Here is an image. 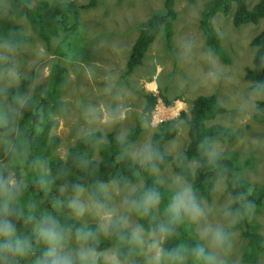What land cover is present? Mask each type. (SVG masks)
Listing matches in <instances>:
<instances>
[{
  "label": "rangeland",
  "instance_id": "374dc122",
  "mask_svg": "<svg viewBox=\"0 0 264 264\" xmlns=\"http://www.w3.org/2000/svg\"><path fill=\"white\" fill-rule=\"evenodd\" d=\"M69 1L82 4L87 0ZM163 1L102 0L101 4L94 7L80 8L77 28L69 32L59 31L46 44L31 32L23 16L17 20L9 17L8 10L16 7L13 0H0V26L18 24L19 33L30 36V40L21 43L18 50L0 42V91L23 79L29 80L23 95L9 99V102L4 100L0 106L10 108L12 103L20 106L27 98L37 104L39 99L33 96L34 87L40 86L44 90L49 68L51 64L57 63L64 69L65 83L58 94L63 105L58 114L49 115L54 122L47 129V139L43 141L44 152L50 151L54 157L65 158L68 148L87 132L100 131L101 140L105 142L106 133L110 132L116 139H121L131 127L139 124L141 132L130 145L128 155L131 162L144 164L149 160L150 136L156 124L176 118L180 111L188 116L194 97L213 94L226 111L205 120V124L217 123L222 127L240 130V137L230 143L212 141L206 157L237 148L236 157L241 160L244 159L242 155L249 152L251 167L234 172L231 181L244 180L251 185L249 188H253V184L264 185V126L251 118L255 112L264 114V108H255L257 101L264 100V93L252 90L251 82L242 78L244 69L251 66L254 52L249 41L263 29V18L256 23L234 26L231 23L232 8L225 15L221 12L212 14L209 24L219 37L221 49L229 58L228 63H223L206 46L205 35L199 26L201 10L207 0H173L175 17L171 23L170 37L164 38L163 31L159 30L144 52L141 64L129 74H124L131 45L138 34V24L152 13L163 12ZM245 1L250 7L256 0ZM151 83L153 87L148 86ZM145 93L155 96V104L148 119L142 111ZM186 118L177 120L176 134L163 146L164 152L172 158L179 155L188 144ZM28 138L31 141L24 132L18 136L15 126L0 131V167L7 171L5 189L16 182L5 152L12 143ZM51 157L50 161H55ZM37 161L39 179L49 177L48 155L37 156ZM189 166L193 170L196 163L191 161ZM147 174L170 194V198H174L172 205L177 206L191 199L190 182L178 176L170 164L161 170L148 166ZM17 182L21 183L18 184L21 189L27 182L31 184L29 179ZM143 184V180L124 185L114 180L102 183V204L93 201L83 189L67 195V201L62 203L63 192L60 191L53 203V212H49L52 219L46 218L59 236L56 245L58 255L68 259L99 256L107 264H153L160 259L166 263H180L179 258L174 260L171 256H161L162 227L155 233L147 232L137 220L139 212L135 208L138 200L133 191ZM229 198L225 192L224 177L221 176L215 181L210 201L200 199L195 203L199 210L195 219L181 207L187 214L185 229L195 239H199L198 248H202L205 257H211L214 264H250L241 259L247 239L241 234L240 228L232 226L236 213L229 212L227 208ZM32 207L31 211L34 210ZM65 207L69 210L66 211ZM150 207L157 208L153 199ZM252 216L263 246L257 262L253 264H264V204L252 210ZM113 220H118L125 231L136 238V256L121 261L114 254V246L102 253H92L86 245L78 244L71 237L70 232L75 223L82 226L89 222L96 223L104 231ZM224 229H227L226 241L217 245L214 242L215 234ZM41 245L47 248L44 257L48 258L46 253L51 245L48 242Z\"/></svg>",
  "mask_w": 264,
  "mask_h": 264
},
{
  "label": "trees",
  "instance_id": "16d2710c",
  "mask_svg": "<svg viewBox=\"0 0 264 264\" xmlns=\"http://www.w3.org/2000/svg\"><path fill=\"white\" fill-rule=\"evenodd\" d=\"M31 1L13 0L16 7H11L7 13L12 20L23 16L31 32L46 44L59 31L69 32L77 28L78 9L94 7L102 2V0H87L82 4H75L69 0H36L35 3ZM172 5L173 0H164L163 12L152 13L138 24V34L131 45L124 74H129L135 66L141 64L144 52L159 30L163 31L164 38L170 37L171 23L175 17ZM231 8L233 9L231 21L234 26L256 23L259 18H263L264 22V0H256L250 7L246 5L245 0H207L201 10L199 26L205 35L206 46L223 63H228L229 58L221 49L218 43L219 37L211 28L209 19L215 12L227 14ZM29 40L30 36L19 33L18 24L0 26V42L16 50L21 43ZM249 44L255 50L251 58V66L244 69L242 78L251 82L252 90L264 93V27L251 37ZM28 83L29 80L23 79L16 85L2 89L0 103L23 95ZM64 83V69L53 63L49 68L44 90H41L40 86L34 87L33 96L39 99L37 104L27 98L20 106L18 103H12L10 108L0 106V131L15 126L18 136L24 132L31 139V141L28 138L25 141L12 143L5 152L10 162L8 166L12 168L16 181L8 189H5L4 183L7 171L0 167V228L9 231L7 237L0 234V244L11 242L13 246V250L0 251V264H50L55 257H44L47 248L41 243L47 241L40 235V229L51 228L53 225L47 221L46 216L52 219L53 216L49 212H53L56 196L62 191L63 203L66 201V194L83 189L93 201L102 204L100 184L111 179L119 185L134 184L138 180L144 181L141 187L133 191L138 200L135 208L139 212L137 220L147 232L155 233L162 227L161 256L180 259V263L173 261L166 263L160 259L155 264H196L193 253L198 249L199 239H195L185 229L187 214L180 209L177 216L172 211L175 207L171 204L174 198H170V194L147 174L148 166L161 170L167 164H170L172 170L184 181L190 182V196L194 203L200 199L209 202L214 192L215 181L221 176L224 177L225 192L230 196L227 208L229 212L236 213L232 226L240 228L241 234L247 239L241 259L250 264L257 262L263 246L260 235L255 230L252 210L264 204V185L253 184V188H249L250 184L244 180L231 181L234 172L251 167L252 158L249 152L247 155L241 154L244 157L241 160L236 157L237 148L221 154L214 153L210 158L206 157L212 141L230 143L240 137V130L222 127L217 123L205 124V120L226 111L213 94L194 97L188 116L180 111L176 118L156 124L155 131L150 136L149 160L144 164L131 162L128 155L130 145L141 132L139 124L131 127L121 139H116L110 132L106 133L105 142L101 140L100 131L87 132L68 148L65 158L59 159L51 155L50 151L44 152L43 141L47 139L45 137L47 129L54 122L50 120L49 115L58 114L62 109L63 103L58 99V94ZM144 98L142 111L148 119L155 104V96L145 93ZM164 102L168 103L167 100ZM260 107L264 108V100L256 102L255 108ZM183 117H187L188 144L179 155L172 158L164 152L163 146L174 137L177 132L175 124ZM251 118L264 126V114L255 112ZM33 136H36L35 139H32ZM43 155H48L51 173L49 177L39 179L36 169L37 156ZM51 156L55 161H50ZM191 161L196 163L193 170L189 166ZM21 179H29L31 184L27 182L23 186L24 189H21L18 186L21 183L17 182ZM153 194L158 197L156 209L150 207ZM31 207L34 210L31 211ZM71 230L69 232L73 240L80 245H86L92 253H102L114 245V254L121 261L137 255L136 239L116 223H110L106 233H103L96 223L91 222L85 226L75 223ZM221 233L225 243L227 229L222 230ZM17 243L19 251L15 250ZM69 259L72 264H82L81 258ZM93 261L94 264H107L99 256L86 258L87 264H93ZM199 264H209V262L201 259Z\"/></svg>",
  "mask_w": 264,
  "mask_h": 264
},
{
  "label": "clouds",
  "instance_id": "9594fccd",
  "mask_svg": "<svg viewBox=\"0 0 264 264\" xmlns=\"http://www.w3.org/2000/svg\"><path fill=\"white\" fill-rule=\"evenodd\" d=\"M231 23H232V21H231ZM102 183H105V182H102ZM78 192H76V193H78ZM76 193H72V194H76ZM72 194H66V201L68 199L67 195H72ZM102 194H103V189H102ZM153 200L154 201H158V197L155 194H153ZM181 207H183L184 210L188 214H190L193 219H195L199 215L198 208L196 207L194 201H192L190 198L187 201H182L180 204H178L177 206H175L172 209V211H174L176 213V215L178 216ZM65 208H67L66 211L69 210L68 207H65ZM80 214H82V211H81ZM46 218H47V216H46ZM110 223H116L119 226H121L122 228H124L120 224V222L118 220H113V221H110L107 224V226H106V228H105L104 231L101 230L103 233H106V229L110 225ZM0 234H2L3 236L7 237V236H9V231L6 228H0ZM129 234H130V232H129ZM40 235L49 243V245H51V247L49 248L48 253H46V255L52 256V257H55V258H53L50 261V264H72V261L70 259H68L67 257L59 256L58 255V248L56 247V245L59 242V236H58V234L56 233V231L53 228H41L40 229ZM132 237H134V236H132ZM214 242L217 245H222L224 243V236H223V234L220 233V232H217L215 234V237H214ZM112 246H114V245H111V247ZM9 250H13V246H12L11 242H9L8 244H0V251H9ZM15 250L16 251H19L20 250L18 243H17V246H16V249ZM160 252H161V245H160ZM193 255H194V259L196 261V264H199V262L201 261V259H206L209 262V264H212V263L214 264V262L211 263V261H212V258L211 257H205V253H204V250L202 248L195 249ZM157 259H159V254L157 255ZM81 260H82V264H87L85 257H82ZM155 263H153V264H155ZM93 264H94V261H93ZM140 264H142V263L140 262Z\"/></svg>",
  "mask_w": 264,
  "mask_h": 264
},
{
  "label": "bare ground",
  "instance_id": "6f19581e",
  "mask_svg": "<svg viewBox=\"0 0 264 264\" xmlns=\"http://www.w3.org/2000/svg\"><path fill=\"white\" fill-rule=\"evenodd\" d=\"M154 83V82H153ZM153 83H151V84H149L148 86H151V87H153L154 85H153ZM181 104V103H180ZM177 107V106H176ZM177 108H179V105H178V107Z\"/></svg>",
  "mask_w": 264,
  "mask_h": 264
},
{
  "label": "crops",
  "instance_id": "0c3cea01",
  "mask_svg": "<svg viewBox=\"0 0 264 264\" xmlns=\"http://www.w3.org/2000/svg\"><path fill=\"white\" fill-rule=\"evenodd\" d=\"M232 12H233V10H232ZM259 19H260V18H259ZM259 19H258V20H259ZM258 20H257V21H258ZM254 50H255V49H254Z\"/></svg>",
  "mask_w": 264,
  "mask_h": 264
}]
</instances>
